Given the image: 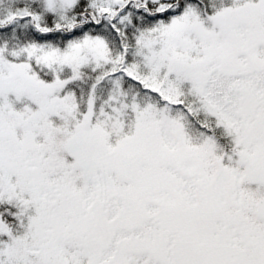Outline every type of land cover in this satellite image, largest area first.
<instances>
[{"label":"snow or ice","instance_id":"snow-or-ice-1","mask_svg":"<svg viewBox=\"0 0 264 264\" xmlns=\"http://www.w3.org/2000/svg\"><path fill=\"white\" fill-rule=\"evenodd\" d=\"M0 264H264V0H0Z\"/></svg>","mask_w":264,"mask_h":264}]
</instances>
